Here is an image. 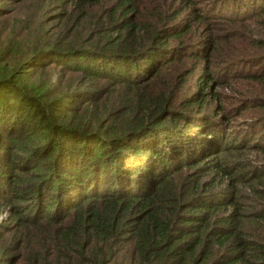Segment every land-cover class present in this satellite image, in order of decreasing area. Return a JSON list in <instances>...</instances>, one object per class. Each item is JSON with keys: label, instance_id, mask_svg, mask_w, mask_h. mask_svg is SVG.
Segmentation results:
<instances>
[{"label": "trees", "instance_id": "1", "mask_svg": "<svg viewBox=\"0 0 264 264\" xmlns=\"http://www.w3.org/2000/svg\"><path fill=\"white\" fill-rule=\"evenodd\" d=\"M227 56L262 120L264 0H0V264H264V164L209 154L246 149L203 118Z\"/></svg>", "mask_w": 264, "mask_h": 264}, {"label": "rangeland", "instance_id": "2", "mask_svg": "<svg viewBox=\"0 0 264 264\" xmlns=\"http://www.w3.org/2000/svg\"><path fill=\"white\" fill-rule=\"evenodd\" d=\"M185 17V16H184ZM241 17V16H240ZM243 19H239L237 23H232L231 24H236L237 25H244L245 27H247L249 30L253 29L254 27V22L252 20H248V21H242ZM214 22L217 23H226V21H222V20H216V19H209V23L215 24ZM189 24L192 25V22H189ZM223 27H221L222 29H228L227 26L222 25ZM194 30L198 29V28H202V26H200L199 24H197L196 22L193 25ZM212 28V26H211ZM238 30V29H237ZM246 31V30H245ZM249 32V31H248ZM196 39L199 37L197 34L195 35ZM189 37V35H188ZM194 38V33H192V35L190 36V39ZM239 54V53H236ZM242 56H235L233 58H228V56L225 58V60L227 61V64H224L223 66H221L220 69H216V70H212V75L214 77V79L219 83V86H216L215 91L217 93L220 94L219 97V101L217 102H211L208 105H204V109L203 112L207 113L203 118H205V120H207V122L210 123V130L212 135L217 134L214 127L215 125H219V132L223 133V136H225L226 134H235V136L233 137H229V141L234 144V145H239L240 142H242V145H246V149L243 150L245 153H238L236 152V150H234V148L236 147H231V145H229L228 147L224 146V143L222 141H220V134L217 137V140H212L214 141V143L216 144V146L211 149V151L209 152V154H213L214 152H216V150L218 149V147L220 146L221 149H228L231 150L230 151V156H231V163H229V166H231L232 164L236 165L237 167H239L241 170H239L240 173H246V174H251L253 172V170L256 171H261L263 164H264V154L260 151H250L253 150V148H251V144L256 143L255 141V137L252 136V132L259 134H263L264 133V117L262 118V120H256V113L258 110L257 109H250L249 111L243 112L242 114H237L235 112V108L237 107L238 103L235 102V99H241V95L243 94H239L237 92V90H235L236 86H235V81L234 79L231 80V76L233 73L239 71L240 68H243L244 65H239L240 60ZM250 58V57H249ZM248 58V59H249ZM261 66V65H260ZM258 66V67H260ZM237 69V70H236ZM199 76H197L198 78ZM218 77V78H217ZM195 78L193 80H189L187 85H188V92H190L191 94L195 93V89H197V87L195 86ZM237 83H242L245 84L246 81H238ZM236 83V84H237ZM230 88L233 89L230 90ZM185 89V87H184ZM257 88H254V90H256ZM181 93H183V91H181ZM247 94V92L245 93ZM249 95V94H247ZM248 103V102H247ZM225 110V120L224 122L222 121V123H218L217 120L213 119V112L217 111L219 108H223ZM228 110V111H227ZM201 116V115H200ZM217 125V126H218ZM242 136H244V140L242 139ZM226 143L229 144V142L226 140ZM218 146V147H217ZM251 148V149H250ZM222 155H212L209 159V161L211 160H215V159H219ZM210 176L207 177V179H209ZM228 179H226L227 181ZM221 188L220 189H213L212 192H217V193H221V191L223 189H225L226 187V182L223 181L221 182ZM245 198H248L250 200H248L245 205L246 207H252L254 209H261L264 207V201L259 199L258 197H255L252 193V191H245L244 192ZM259 204H262V206H259Z\"/></svg>", "mask_w": 264, "mask_h": 264}]
</instances>
